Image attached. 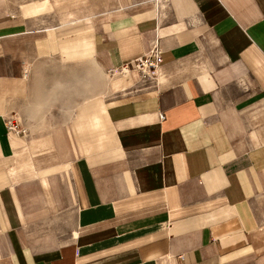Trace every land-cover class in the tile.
<instances>
[{
    "label": "crops",
    "instance_id": "crops-1",
    "mask_svg": "<svg viewBox=\"0 0 264 264\" xmlns=\"http://www.w3.org/2000/svg\"><path fill=\"white\" fill-rule=\"evenodd\" d=\"M0 264H264V0H0Z\"/></svg>",
    "mask_w": 264,
    "mask_h": 264
},
{
    "label": "built area",
    "instance_id": "built-area-1",
    "mask_svg": "<svg viewBox=\"0 0 264 264\" xmlns=\"http://www.w3.org/2000/svg\"><path fill=\"white\" fill-rule=\"evenodd\" d=\"M161 51L156 43L152 44L149 51L135 59L133 61V68L139 71L141 77L144 79L151 78L155 76L160 63H161ZM128 70V65H123L119 68V72H126ZM113 72V71H112ZM162 117V116H161ZM4 126L9 132L22 133L23 131L19 128L18 123L11 117L4 120Z\"/></svg>",
    "mask_w": 264,
    "mask_h": 264
}]
</instances>
